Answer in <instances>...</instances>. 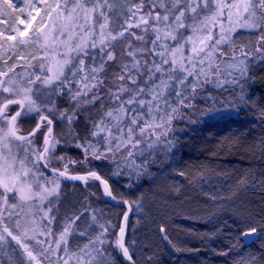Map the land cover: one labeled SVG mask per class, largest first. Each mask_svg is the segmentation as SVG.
<instances>
[{"label": "snow or ice", "instance_id": "snow-or-ice-1", "mask_svg": "<svg viewBox=\"0 0 264 264\" xmlns=\"http://www.w3.org/2000/svg\"><path fill=\"white\" fill-rule=\"evenodd\" d=\"M0 25V247L18 246L13 264H115L110 249L135 264L125 243L129 213L114 241L94 212L84 227L74 205L61 220L63 182L88 189L99 181L115 200L98 170L111 165L113 175L139 179L154 153L175 155L178 121L211 128L251 112L264 117L253 73L264 64V0H0ZM242 33L255 43L237 44ZM236 183L254 186L247 176ZM198 187L220 210L208 222L223 219L208 236L230 229L232 248L220 254L237 251L240 264H253L241 250L264 247V220L225 215L219 188L204 176Z\"/></svg>", "mask_w": 264, "mask_h": 264}, {"label": "trees", "instance_id": "trees-1", "mask_svg": "<svg viewBox=\"0 0 264 264\" xmlns=\"http://www.w3.org/2000/svg\"><path fill=\"white\" fill-rule=\"evenodd\" d=\"M254 41V37H243L236 43L249 44ZM253 73L256 88L264 92V64L255 66ZM66 104L67 99L61 101V107H65ZM198 118L197 112L192 119ZM262 121L264 117L255 112L241 116L239 119L218 123L211 128L188 121H178L174 129L175 136L179 137L177 147L174 149L175 155L168 152L154 153L146 162L147 171L139 179L135 174L131 178L127 175L115 176L109 170L111 165L98 170L102 177L109 181L116 199L128 201L131 204V201L139 199V195L146 197L150 195L157 200L158 216H154V224L146 227L139 242L135 241L139 233L138 225L133 223L132 215L127 223L126 245L130 248L131 242H135V246L140 247L139 251H134L135 253L130 248L135 264H240V252L220 254L232 248V244L229 243L230 237L227 235L230 229L225 227L218 233L216 236H220L219 239L208 236V233L218 224H223V219L214 220L211 223L201 221L203 209L207 207L209 210V201L203 200L194 193L188 195L182 191L177 194L156 195L154 183L157 178H162L167 173H176L185 182L201 176L212 178L220 194L233 202V212L243 210L246 214L264 220V143H262L264 122ZM86 123L87 115H84L78 125L81 135L84 134ZM56 131L59 133L62 129L57 128ZM68 154L75 159L79 150L70 148ZM72 171L80 174L85 172L82 167ZM181 172L186 175H180ZM241 176H247L254 183V186L248 187L246 192L242 191L241 186L236 183ZM93 182L96 188L92 190V194L98 202L107 203L104 201L99 183L95 180ZM75 187H79V184ZM78 192L79 206L87 197V192L81 188ZM117 208L120 209L118 214L120 227L125 209ZM139 225L141 226V223ZM161 227L166 229L168 240L164 239L165 233L160 231ZM115 251L118 264H129L118 250ZM241 252L245 254L250 252L254 255L253 264L255 262L264 264V247H261L259 243ZM8 257L12 255L7 251L4 255H0V264H11ZM14 257L15 261L21 259L16 251H14Z\"/></svg>", "mask_w": 264, "mask_h": 264}, {"label": "rangeland", "instance_id": "rangeland-1", "mask_svg": "<svg viewBox=\"0 0 264 264\" xmlns=\"http://www.w3.org/2000/svg\"><path fill=\"white\" fill-rule=\"evenodd\" d=\"M15 2L20 5L23 6V0H15ZM0 27H3L2 25H0ZM243 37H249L247 34H241L239 39ZM255 41L253 43H249V44H254ZM35 49H28L26 50V52H32L33 54L35 53ZM13 61H9V63H12ZM34 63V66L36 69L39 68L40 65V61L37 60ZM6 68V65L3 63V61H0V69H4ZM21 69L18 68L17 71H20ZM32 69H29V71H31ZM82 169L84 171H86L87 169L82 167ZM208 178V177H206ZM182 178L178 175V174H172V173H167L165 174L162 178H157L155 184V194L156 195H169V193H176L179 191H182V193L184 192L185 194L191 195V193H194L197 196H200V198H203V200H207L209 201L208 207L209 210L207 209V207H205L202 211V216H201V221L202 222H208L209 220V216L208 213L212 212V211H220L219 209H213L211 207L212 205V201L208 200V198L200 191L198 184L200 182V177L198 178H193L191 181H183L181 180ZM214 188L216 185V182L212 180V178H208ZM88 183L90 185H92V187L85 189V185L83 182L81 183H67V182H63L62 184V194L60 196V200L63 202L60 206H59V215L61 216V220H63V216L64 213L69 211L71 206H75V209L77 208L76 211H83L85 212V221L81 224V227L86 226L87 224L91 223V216L92 213L94 212L95 215L97 216V218L104 223L105 225H107L109 227V232L111 234V239L114 241L117 237L118 234V229H119V211L120 209L112 206L108 203H101L98 202L95 198V196L92 194V190H94V188H96L93 180H89ZM76 184H79V187L85 192H87L86 196L87 199H83L82 200V204H79V198L80 196L78 195V191L80 190L79 187H75ZM205 188H207V185H205ZM193 195V194H192ZM120 196V195H119ZM86 198V197H85ZM106 201V200H104ZM156 199L154 197H151L149 195V197H146L144 195H139V199L137 201H131V205H132V217H133V223L138 225L137 227V232L139 233V235H136L135 241H140L143 235H144V231L146 230V227L153 225L154 224V216H158L157 213H159V208L156 204ZM107 202V201H106ZM220 203H222L223 207L226 209V212L224 213L225 215H230L231 213H233L234 209L232 207L233 202L231 200H227L224 199L223 201H221ZM207 209V210H206ZM201 211V210H200ZM198 211V212H200ZM214 221V220H213ZM217 221V220H215ZM141 223V226L139 225ZM62 226V223L61 225ZM160 226V224L158 225ZM97 231H99V228L97 226ZM79 238V237H77ZM214 238H217L214 237ZM8 246V245H7ZM7 246L3 245L2 247H0V255H4V253L9 252V254L12 255V257H8L7 259H9L12 262H14L16 260V258L14 257V251L13 249H16L17 254L20 256V258L22 259L20 250L18 249V246L15 245L14 242L11 243V246L7 248ZM130 248L132 250V252L134 251H139L140 247L139 245L135 246V242H131ZM6 250V251H5ZM116 249H110V251L114 252L115 255V251ZM2 252V253H1ZM135 253V252H134ZM136 255V254H135ZM139 255V254H138ZM8 256V255H7ZM43 259V258H40ZM240 263V261H239ZM43 264H47V260H44ZM115 264H118L117 261L115 260ZM254 264H259V262H255Z\"/></svg>", "mask_w": 264, "mask_h": 264}, {"label": "water", "instance_id": "water-1", "mask_svg": "<svg viewBox=\"0 0 264 264\" xmlns=\"http://www.w3.org/2000/svg\"><path fill=\"white\" fill-rule=\"evenodd\" d=\"M65 182H69V183H81L80 181H68V180H65ZM97 182L99 183V181H97ZM100 188H101V192H102L105 200L107 201V203H109L112 206L123 207L125 209V212H128L129 213V216H128V221H129V219H130V217L132 215V210H133L131 204L129 202L127 204H125L123 200H119V199L113 200L112 197L105 196L104 195L103 186L100 185ZM129 209H131V210H129ZM128 221H127V223H128ZM123 223H124V219H123V216H122L121 221H120V225L123 224ZM118 234H119V229H118Z\"/></svg>", "mask_w": 264, "mask_h": 264}, {"label": "bare ground", "instance_id": "bare-ground-1", "mask_svg": "<svg viewBox=\"0 0 264 264\" xmlns=\"http://www.w3.org/2000/svg\"><path fill=\"white\" fill-rule=\"evenodd\" d=\"M131 206H132V205H131ZM219 238H220V236H219V237L217 236V239H219ZM229 246H231V244H230Z\"/></svg>", "mask_w": 264, "mask_h": 264}]
</instances>
